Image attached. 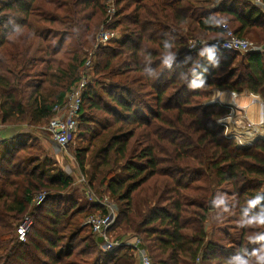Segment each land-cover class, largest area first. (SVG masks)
I'll return each instance as SVG.
<instances>
[{
    "label": "trees",
    "instance_id": "16d2710c",
    "mask_svg": "<svg viewBox=\"0 0 264 264\" xmlns=\"http://www.w3.org/2000/svg\"><path fill=\"white\" fill-rule=\"evenodd\" d=\"M43 1L0 0V125L49 124L81 78L89 59L84 50L91 53L94 84L101 87L88 83L76 133L88 136L87 146L76 149L87 175L86 203L66 193L72 177L51 169V157L35 152L42 149L26 130L1 141L0 264H141L140 251L150 264H264V139L239 148L219 123L230 108L205 103L216 89L245 88L264 99V51L242 55L240 69L239 53L210 42L189 48L191 39L222 34L215 13H232L246 27L252 11L264 20L262 9L249 0L246 15L239 12L245 0H224L213 10L206 5L216 0H114L108 23L103 0L57 1L55 8L40 7ZM61 5L69 6L62 15ZM96 19L102 31L119 29L122 37L97 43ZM232 29L244 36L243 28ZM36 36L47 56L44 78L32 75L38 61L26 48ZM224 184L233 188L243 223L235 245L209 232L216 212L210 202ZM88 189L116 202L108 233L125 245L105 250L103 238L91 227L83 235L81 224L68 231L78 215L108 214ZM41 192H48L46 200L32 208ZM28 214L40 227L19 241L17 228ZM135 238L138 245L127 244Z\"/></svg>",
    "mask_w": 264,
    "mask_h": 264
},
{
    "label": "rangeland",
    "instance_id": "374dc122",
    "mask_svg": "<svg viewBox=\"0 0 264 264\" xmlns=\"http://www.w3.org/2000/svg\"><path fill=\"white\" fill-rule=\"evenodd\" d=\"M56 2L54 4L49 3V0H45L42 3H40V7H43V5L45 4L48 5V7H51L50 5H52V7H56V6H60V3H70V0H55ZM59 1V2H57ZM103 4L107 7V5L112 4V1L114 2V0H103ZM50 4V5H49ZM51 7V8H52ZM114 10H116V8L114 7H110ZM69 10V6H62L60 9H57V13L62 15L65 14L67 11ZM115 12V11H114ZM114 12H112L108 7L106 8V15L107 17H109V22H112V18L113 15L115 14ZM37 15L36 13L32 14L31 16V23H35L37 20ZM105 22V21H104ZM95 26L97 28V32L102 31L103 29H105L104 24L101 23V21L99 19L95 20ZM115 32L117 33V39L118 40L122 37V32L118 29L115 30ZM22 38L20 40H18L19 45H22L23 47L21 48V50L24 52V29L23 31L20 32ZM201 36H203V34H201ZM256 36V33L253 35ZM244 38L248 39L249 41H251L255 46L257 47H261L263 46L264 48V42L255 40L252 37H248V36H243ZM15 38V37H14ZM17 38V37H16ZM15 38V39H16ZM202 39V38H200ZM210 39L212 40L211 36L210 37H203V41L206 42V45H202L201 49H206V47L210 44L209 41ZM112 40V39H111ZM194 39H191L189 42V48H190V44ZM40 39L38 36H36V38H31L28 40L27 44H26V48H28V51L30 53V55H32L33 57H35V59H37V64H35V68L33 70H31V73L34 77L38 78H44L43 76V72L46 69V60L47 56L44 55L42 49L39 48V44H40ZM97 43H102V42H98V35H97ZM106 43H102L103 45L107 44ZM10 47V46H9ZM9 50V49H7ZM264 50V49H263ZM262 52V51H261ZM239 57H237V59L234 62V65L239 66L240 67V63L239 61L242 60V55L239 53ZM85 57H89V59L91 60L92 64L94 65V61H93V57L91 56V53H88L87 50H84V54H83V58ZM85 67V65H84ZM83 67V68H84ZM82 72H80V77L82 75V73L86 72L87 75V83H92L94 85V88L99 89L101 86L94 84L95 81V73L93 72L92 68L89 69H82L80 70ZM119 78H116L115 80L117 81ZM222 92H230L231 97H232V101H227L225 100V98L228 96L227 94H224V96H222ZM232 92L231 90L227 89V90H213L212 94L210 96V98L205 102L206 104H219V105H224L227 106L229 109V112L222 117L221 119H219V123L221 126H223L224 128V134L227 137L230 138H234L237 142L238 145H248L252 140H254L256 137H264V126L260 127L257 126L258 124H260L261 121V115H260V109L262 104H264V99L262 97H260L259 95L253 94L252 92L248 91L247 89H242L239 91H236V97L232 96ZM242 97L245 98V100H247V102L249 104L256 106L257 107V112L255 115V119L251 117L252 114V110L250 108V106H241L236 102V98L237 97ZM246 107V108H245ZM87 113H89L92 117L97 115L95 112L87 109ZM254 120V121H253ZM253 122L254 124H257L256 126H249V123ZM2 126V125H1ZM14 128V127H13ZM48 128V124L47 125H35L32 126L30 128H26V132L29 133V135L33 138V140L35 142H37L40 146V148L42 149V151H35L36 153L38 152L39 154H42L44 156V154H47V156L51 157V169L54 171L55 170H62L64 171L66 174H68L69 176L72 177L73 179V183L71 185V188L66 192H71V193H75L76 197H79V199H81V202L79 200V203H86L85 202V195L83 194V190H84V181L87 178V175L83 174L78 161L76 159V149L81 147V146H87L88 144V136L82 138V140L79 138V135H76V137H72V139L70 141H72L70 144L68 143L66 147H60L57 142L55 140H53L51 133L47 130ZM15 129V128H14ZM14 129H12L14 131ZM19 129V128H17ZM21 130L24 132V128H21ZM20 130V131H21ZM7 131V127L2 126V128L0 129V134L1 133H6ZM18 131V130H16ZM3 134V135H4ZM1 139V137H0ZM50 141L52 142V144L50 143ZM69 141V142H70ZM48 145V147H47ZM44 150V153H43ZM90 164H87V169L90 168L89 166ZM88 191V190H87ZM233 188L232 186H230L229 184H224L223 186H221L219 188V190L216 192V196L214 198V206L216 208V212H214L211 216L210 219V223L208 224L209 226V232L214 231V239L221 243V244H227L229 241L230 244L235 245L238 241V237L239 234L241 233V228H242V220L240 218V216L237 213V205H236V201H235V196L233 195ZM45 193V192H43ZM48 193V192H47ZM46 193V195H47ZM56 192H52L53 195H55ZM39 193L35 194L33 197L35 198L36 196H38ZM98 192L97 191H92V198L89 197V194L87 195L88 198H90L91 201H95V202H99L101 201V198H98ZM66 199V198H65ZM103 201V205H105V207L107 208V211H114L116 213L117 210V204L116 202H114L113 200H110L108 197L105 198V200ZM66 205H69V203H67ZM35 204H32V208L35 207ZM89 212H94V211H89ZM89 212L83 213L81 215L76 216L73 221L72 224L70 225V227H68V231L75 227V225H79L81 224L82 227L85 228V230L83 231V235L88 234L91 232V229L89 228L90 226L87 224V215L89 214ZM99 215V214H97ZM116 218V217H115ZM115 218L114 221L112 222L111 225H113V223L115 222ZM28 224L29 225V232L31 231L32 227H40V224H36V219L34 217H31L29 214L25 216L24 220L21 221L20 224ZM38 225V226H37ZM111 227V226H110ZM114 239V238H113ZM20 241V240H19Z\"/></svg>",
    "mask_w": 264,
    "mask_h": 264
},
{
    "label": "built area",
    "instance_id": "2783aa9c",
    "mask_svg": "<svg viewBox=\"0 0 264 264\" xmlns=\"http://www.w3.org/2000/svg\"><path fill=\"white\" fill-rule=\"evenodd\" d=\"M222 1V0H219ZM255 6L264 10L263 0H249ZM107 7L114 12L115 10L110 7H115L114 2L107 5ZM222 34L219 38L210 40L209 42L213 46H218L221 49L233 51L236 53L246 54L250 52H263V46L257 47L251 41L244 37L238 36L232 27L228 23H223ZM117 33L112 30L102 31L99 41L102 43L109 42L111 39H117ZM206 45V42L202 39H194L190 44V49L197 46ZM92 62L88 59L85 63V69L91 68ZM86 72L81 75V78L75 82L71 89L67 92L66 98L63 104L54 107V116L48 124L47 130L51 133L53 140L57 142L60 147H66L72 137L78 132L79 120L82 113L83 107V94L88 85ZM232 96L236 97V93L232 92ZM261 121L260 124L249 123V126H264V104H262L260 109ZM2 126L0 125V129ZM89 197L93 199L92 193L88 189ZM46 192L39 193L33 200L36 206L41 205L46 200ZM89 198V199H90ZM105 200V199H104ZM100 203L103 204L101 200ZM116 213L114 211H108L106 216H101L97 214H91L87 217V224L91 227L94 233L98 234L103 238L102 247L105 250H113L117 247L125 245L120 239H113L110 237L108 231ZM29 233V225L21 224L17 228V236L20 241H26L27 235ZM140 243L139 239H132L127 241V244L138 245ZM141 264H150V259L144 251H140Z\"/></svg>",
    "mask_w": 264,
    "mask_h": 264
},
{
    "label": "crops",
    "instance_id": "0c3cea01",
    "mask_svg": "<svg viewBox=\"0 0 264 264\" xmlns=\"http://www.w3.org/2000/svg\"><path fill=\"white\" fill-rule=\"evenodd\" d=\"M222 1H224V0H222ZM222 1H219V0L213 1V3L206 5V8L213 10V9L217 8V6L220 3H222ZM243 2H244V3H242L243 7H239V12L241 14H244V15L249 14L248 12L252 10V8H251L252 5H251V3H248V1H246V0L243 1ZM227 4H229V3L227 2ZM257 8H258L257 10L261 11V9L259 7H257ZM231 10H232V8H231ZM262 12H264V11L262 10ZM215 15L220 20V24L221 25L223 23H228L235 30H240L241 28H243L244 36L252 37L255 40L264 42V30H263L264 24H261L262 21H264V20L263 19H257L258 18V12L257 11H252V13L248 16L249 24L246 27H244V25H242L239 21H237L234 18L232 13L217 12V13H215ZM244 19H246V18H244ZM255 33H256V36H253ZM213 35H215V36H213ZM208 36L209 37L211 36L212 40L213 39L215 40V39L219 38L221 36V34H220V32L219 33L208 32ZM224 94L228 95L225 98V100H227L228 102L233 100L232 97H231L230 92H228V93L222 92V96H224ZM236 102L239 105H241V106H250V108L252 110L251 111L252 112L251 117L252 118L255 117L256 112H257V107L256 106L252 105V107H251V104H249L247 102V100H245V98H242L240 96L236 98ZM12 129H14V128L13 127H11V128L7 127L6 133L5 134L4 133L0 134V137H1L0 142L5 140V139L14 138L18 134V132L21 130V128H19V129L15 128L14 131ZM16 130H18V131H16ZM24 131H25V129H24ZM50 143L52 144L51 141H50ZM47 147H48V145H47Z\"/></svg>",
    "mask_w": 264,
    "mask_h": 264
},
{
    "label": "water",
    "instance_id": "95a60500",
    "mask_svg": "<svg viewBox=\"0 0 264 264\" xmlns=\"http://www.w3.org/2000/svg\"><path fill=\"white\" fill-rule=\"evenodd\" d=\"M262 139H264V137H256L254 140H252L247 146L246 145H244V146H242V145H238V147L239 148H248V147H251L253 144H255L258 140H262ZM215 206H214V204H213V202H210V209H213Z\"/></svg>",
    "mask_w": 264,
    "mask_h": 264
},
{
    "label": "clouds",
    "instance_id": "9594fccd",
    "mask_svg": "<svg viewBox=\"0 0 264 264\" xmlns=\"http://www.w3.org/2000/svg\"><path fill=\"white\" fill-rule=\"evenodd\" d=\"M261 222H264V220H262Z\"/></svg>",
    "mask_w": 264,
    "mask_h": 264
}]
</instances>
